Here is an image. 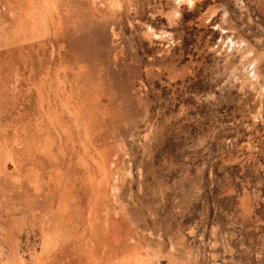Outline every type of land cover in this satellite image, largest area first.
<instances>
[{
  "label": "rangeland",
  "instance_id": "rangeland-1",
  "mask_svg": "<svg viewBox=\"0 0 264 264\" xmlns=\"http://www.w3.org/2000/svg\"><path fill=\"white\" fill-rule=\"evenodd\" d=\"M0 264H264V0H0Z\"/></svg>",
  "mask_w": 264,
  "mask_h": 264
},
{
  "label": "bare ground",
  "instance_id": "bare-ground-1",
  "mask_svg": "<svg viewBox=\"0 0 264 264\" xmlns=\"http://www.w3.org/2000/svg\"><path fill=\"white\" fill-rule=\"evenodd\" d=\"M2 249H0V251H1Z\"/></svg>",
  "mask_w": 264,
  "mask_h": 264
}]
</instances>
